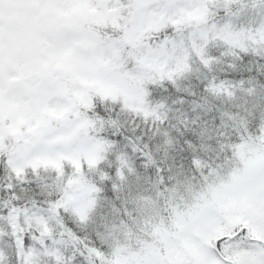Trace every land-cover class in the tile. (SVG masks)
I'll return each instance as SVG.
<instances>
[{
    "label": "snow or ice",
    "instance_id": "6c2138e0",
    "mask_svg": "<svg viewBox=\"0 0 264 264\" xmlns=\"http://www.w3.org/2000/svg\"><path fill=\"white\" fill-rule=\"evenodd\" d=\"M0 264H264V0H0Z\"/></svg>",
    "mask_w": 264,
    "mask_h": 264
}]
</instances>
